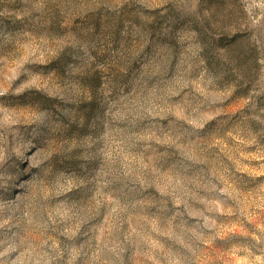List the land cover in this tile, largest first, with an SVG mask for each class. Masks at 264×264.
I'll list each match as a JSON object with an SVG mask.
<instances>
[{"label": "rangeland", "instance_id": "1", "mask_svg": "<svg viewBox=\"0 0 264 264\" xmlns=\"http://www.w3.org/2000/svg\"><path fill=\"white\" fill-rule=\"evenodd\" d=\"M232 2L0 0V264H264V0Z\"/></svg>", "mask_w": 264, "mask_h": 264}, {"label": "trees", "instance_id": "2", "mask_svg": "<svg viewBox=\"0 0 264 264\" xmlns=\"http://www.w3.org/2000/svg\"><path fill=\"white\" fill-rule=\"evenodd\" d=\"M230 1L232 2L233 5H235L237 2L236 0H207V5L210 11H218V10H222L223 8H228L230 7ZM236 6V5H235ZM198 26H195L196 29V33L197 35H199V37L201 38V45L203 46V51L204 52H208L207 51V47H208V42H206V38H203L205 35L202 31V29L197 28ZM207 44V46H206ZM238 43L236 42V40H224V41H215V50H221V51H228L230 53V51L234 48H239V46L237 45ZM206 56L208 54H205ZM243 55H245L244 58L247 57L248 53L244 52Z\"/></svg>", "mask_w": 264, "mask_h": 264}]
</instances>
